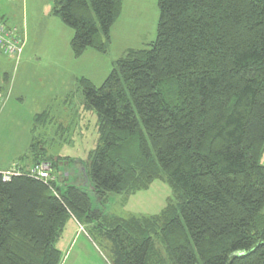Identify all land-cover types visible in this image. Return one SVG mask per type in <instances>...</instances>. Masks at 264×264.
Returning <instances> with one entry per match:
<instances>
[{
  "label": "trees",
  "instance_id": "16d2710c",
  "mask_svg": "<svg viewBox=\"0 0 264 264\" xmlns=\"http://www.w3.org/2000/svg\"><path fill=\"white\" fill-rule=\"evenodd\" d=\"M156 3L155 40L127 50L99 87L80 81L97 139L79 170L63 176L77 184L57 186L59 162L78 161L53 159L45 141L33 142L27 159L50 164L48 179L32 168L7 171V181L0 172V264H61L57 243L71 219L108 264H264V0ZM52 5L74 32L73 57L107 53L123 0ZM48 114L35 122L49 125ZM155 180L171 191L159 214L103 211L110 196Z\"/></svg>",
  "mask_w": 264,
  "mask_h": 264
},
{
  "label": "rangeland",
  "instance_id": "374dc122",
  "mask_svg": "<svg viewBox=\"0 0 264 264\" xmlns=\"http://www.w3.org/2000/svg\"><path fill=\"white\" fill-rule=\"evenodd\" d=\"M52 6V0H0V14L25 35L17 64L0 53V87L4 91L0 109V170H29L30 146L45 141L46 153L53 159L59 156L78 161L74 167L59 162L61 166L54 174L59 177L57 186L64 189L68 183L77 184L73 176L68 182L63 176L79 170L97 139L96 116L85 107L80 81L87 79L99 87L114 62L127 50L145 48L153 42L159 11L156 0H123L121 15L110 32L107 53L87 49L75 58L70 50L74 32L51 14ZM3 75H8V81L2 79ZM45 111L49 112V125L43 127L35 122V117ZM86 190L92 208L98 209L95 195L89 188ZM169 199V187L155 180L147 189L129 197L110 196L103 211L122 218L153 216L161 212ZM78 228L73 221L67 223L57 243L61 264H108L107 253L99 241L89 238L88 228Z\"/></svg>",
  "mask_w": 264,
  "mask_h": 264
},
{
  "label": "built area",
  "instance_id": "2783aa9c",
  "mask_svg": "<svg viewBox=\"0 0 264 264\" xmlns=\"http://www.w3.org/2000/svg\"><path fill=\"white\" fill-rule=\"evenodd\" d=\"M24 39L16 28H10L0 20V53L17 61L22 55ZM50 168L48 164L41 163L30 170V175L38 179H48ZM12 172L3 173V181L9 180Z\"/></svg>",
  "mask_w": 264,
  "mask_h": 264
},
{
  "label": "crops",
  "instance_id": "0c3cea01",
  "mask_svg": "<svg viewBox=\"0 0 264 264\" xmlns=\"http://www.w3.org/2000/svg\"><path fill=\"white\" fill-rule=\"evenodd\" d=\"M16 29L19 31V33H20V35L21 36H23L24 35V33H23V30L21 29V28H17L16 27ZM29 168H35V166L33 167V164L31 163V161H29ZM10 170H12V168H9V169H4V170H0V172L1 173H3V172H7V171H10ZM70 221H73L74 222V224H75V226H77V227H80L81 229H82V227L74 220V219H71ZM70 221H68V223L70 222ZM67 226V225H66ZM80 228H78V231L80 230ZM64 230H66V227H65V229ZM76 234H77V232H76ZM75 234V235H76ZM72 235V234H71ZM72 240V239H71ZM75 240V237H74V239H73V241Z\"/></svg>",
  "mask_w": 264,
  "mask_h": 264
}]
</instances>
